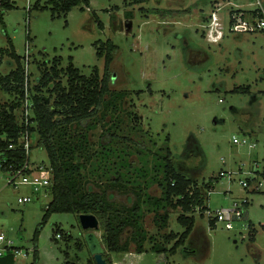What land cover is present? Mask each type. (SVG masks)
<instances>
[{
    "label": "rangeland",
    "instance_id": "obj_1",
    "mask_svg": "<svg viewBox=\"0 0 264 264\" xmlns=\"http://www.w3.org/2000/svg\"><path fill=\"white\" fill-rule=\"evenodd\" d=\"M46 1L12 0L13 8L0 18V112L21 100L15 84L1 81L17 69L12 51L25 70L22 100L27 94L32 100L44 63L49 68L61 60L58 67L66 69L73 60L82 74L98 70L103 78L105 58L98 57L97 45L111 40L118 46L107 77L113 105L106 116L98 115L91 141L100 152L101 144L111 140L113 149L129 154L125 158L132 168L117 174L115 156L99 154L86 173L95 191L127 207L137 200L135 184L145 190V200L160 197V186L149 187L148 181L166 148L199 184L225 174L210 192L206 211H195L194 230L175 255L162 256L151 247L162 244L169 249L175 244L184 232L178 222L182 209L147 203L142 225L148 253L134 263L127 254L113 253L109 264H264V191L242 186L255 163V171L264 169V29L259 26L264 19L259 2L264 8V0H90L89 8L78 6L60 17L39 7ZM240 10L253 30L234 31L231 15ZM127 15L133 16L131 32L120 29ZM214 17L222 32L216 42L208 27ZM16 113L20 122L22 109ZM234 137L248 144H235ZM36 138L31 161L48 163L47 151L36 147ZM143 168H149L147 181L138 177ZM120 174L131 180L125 192L112 188ZM9 177L0 168V226L20 249L16 263L32 264L33 239L53 196L8 185ZM23 196L32 201L19 204ZM235 204H244V217L232 230L223 222L210 227L208 211ZM126 233L129 251L137 256L132 231ZM91 234L106 247L101 224L97 231L85 230L77 214H53L39 235L38 264H87L99 250L89 240ZM172 234L177 239L168 241Z\"/></svg>",
    "mask_w": 264,
    "mask_h": 264
},
{
    "label": "trees",
    "instance_id": "obj_2",
    "mask_svg": "<svg viewBox=\"0 0 264 264\" xmlns=\"http://www.w3.org/2000/svg\"><path fill=\"white\" fill-rule=\"evenodd\" d=\"M13 6L12 0H0V18L5 11L12 9ZM78 6H82V9L89 8L90 0H47L45 6L39 7L41 9L50 8L54 17H60L67 16ZM99 45H97L98 57L105 58L106 64L103 78L100 77L98 70L90 76L82 74L80 69L73 64V60L66 69L58 67L61 60H55L54 65L49 68L47 63L42 65L39 83L32 89L33 96L31 98L35 107V117L31 119L33 125L28 127L20 124L16 113L21 109L22 99L25 96V70L21 65V57L15 51L11 52V56L18 64L17 69L1 79L7 85L15 84V89L21 99L0 112V161L3 159L7 161L2 170L11 172L23 167L26 153L18 143L21 133L29 131L37 136L36 147L47 151L48 163L42 162V164L48 168L52 176L47 192L52 194L53 200L47 206L43 222L33 239L34 262L32 264L39 262L40 232L55 213H73L78 216L93 214L100 221L104 230L102 239L106 247H101L96 236L88 235L89 240L99 246V250L95 251L94 256L87 264H97L96 254H101L109 264V256L113 253L127 254V258L134 263L137 258L148 253V249L144 248L147 236L142 225V211L147 203L158 209L167 210L179 207L182 209L183 213L178 218V222L184 228V232L178 239L177 234L168 237V241L177 239L175 244L169 249L162 244H155L151 247V250L159 255H175L194 230L195 211H206L205 204L209 194L221 179L216 177L212 178L210 182L199 184L195 178L184 172L182 162L175 161L171 150L166 148L165 153L157 156L159 161L153 168L155 176L151 179L149 177L148 181L149 187L155 183L160 186L162 190L160 197L147 196L146 194L147 199L145 200V190L135 184L132 192L136 194L137 200L131 207H127L125 204L112 201L104 192L95 191V184L91 183L86 173L99 154L115 156L114 165L118 168L117 174L120 173V169L132 168L131 163L125 158L129 154L124 150L119 152V150L113 149L111 140L101 144L100 152H97L91 141V133L98 126V115L106 116L113 105L110 100L111 90L107 77L118 50V46L111 40L101 43L102 46ZM64 79L66 83L63 82ZM47 98H50V104H47ZM113 134L108 133L109 136H113ZM12 143L17 145L15 150L9 149ZM139 173L138 177L141 176L142 179L148 180L149 168H143ZM124 177L125 175L120 174L112 182L114 190L127 191L126 185L131 180L127 181ZM163 220L168 222V215H165ZM212 226H216L215 220L210 221V227L212 228ZM129 229L132 231V239L137 242V256L129 251L130 241L126 237V232ZM0 264H17L15 253L9 252L0 258Z\"/></svg>",
    "mask_w": 264,
    "mask_h": 264
},
{
    "label": "built area",
    "instance_id": "obj_3",
    "mask_svg": "<svg viewBox=\"0 0 264 264\" xmlns=\"http://www.w3.org/2000/svg\"><path fill=\"white\" fill-rule=\"evenodd\" d=\"M259 6H261L260 12L264 16V8L262 7L261 2H259ZM215 15V14H214ZM215 18V17H214ZM231 23L234 25V31L237 32H245L247 30H253V28L250 26L249 22L245 19V14L243 12H237L231 15ZM218 27H220V23L215 22ZM260 28L264 29V19L261 18L259 22ZM218 35H212L210 34V38L216 42L219 40L220 35L222 34L221 31H218ZM34 103L28 97L27 99L22 100V113H21V120L20 124H24L26 127L33 125L31 122V119L35 117L34 115ZM3 138V137H2ZM34 134H31L29 131H25L21 133V136L19 138L18 145L21 146V148L26 153V160L23 165V167L20 170L11 171L10 177L8 179V185L19 187V186H29L32 188L34 192H40L44 191L47 192L49 186L51 185V172L48 170V168L42 164V163H34L31 161V155L34 148ZM234 143L239 145H246L248 144L247 139L240 140L236 137H234ZM252 146V145H251ZM17 148V145L12 143L9 146L10 150H15ZM7 163L6 159H3L0 161V168L1 170L4 168L5 164ZM258 167V163H255L253 165V169L246 173L247 178L245 181L242 182V186L245 189H249L250 191L260 192L264 191V169L262 171H255V167ZM241 173H243L242 170H240ZM224 173L222 172V175L220 178L224 177ZM249 176V178H248ZM220 179V180H221ZM212 193V191H211ZM32 201V198L30 196H23L18 199L19 204L26 205L29 204ZM245 205H248V201L242 202ZM244 204L239 205L235 204L232 209H219L215 212L208 211L209 214V222L211 220H215V224L217 225L219 222L225 223L227 230L233 229V223L235 221H240L244 217ZM0 222H1V216H0ZM59 238H61V235H58ZM13 252L15 253L16 257L18 254H20V249L16 248L14 246V242L7 237L5 232L2 230L0 226V258L4 257L7 253Z\"/></svg>",
    "mask_w": 264,
    "mask_h": 264
},
{
    "label": "water",
    "instance_id": "obj_4",
    "mask_svg": "<svg viewBox=\"0 0 264 264\" xmlns=\"http://www.w3.org/2000/svg\"><path fill=\"white\" fill-rule=\"evenodd\" d=\"M126 19L129 20V22L125 25V27H120V29L123 30L124 28H126L127 32H131L133 29V19L132 17L128 15L126 16ZM50 101H51L50 98L46 99L47 104H50ZM80 219H81L82 227L85 230H95V231L99 230L100 221L95 215L81 214ZM95 258H96L97 264H108L101 254H96Z\"/></svg>",
    "mask_w": 264,
    "mask_h": 264
},
{
    "label": "crops",
    "instance_id": "obj_5",
    "mask_svg": "<svg viewBox=\"0 0 264 264\" xmlns=\"http://www.w3.org/2000/svg\"><path fill=\"white\" fill-rule=\"evenodd\" d=\"M217 16V15H216ZM218 20V18H212V20H211V22H210V24H209V26L208 27H210V30H209V35L210 34H212V35H217V32H218V29H219V31H220V28L218 27V25H216V23L215 22H218L217 21ZM218 23H220V22H218Z\"/></svg>",
    "mask_w": 264,
    "mask_h": 264
},
{
    "label": "flooded vegetation",
    "instance_id": "obj_6",
    "mask_svg": "<svg viewBox=\"0 0 264 264\" xmlns=\"http://www.w3.org/2000/svg\"><path fill=\"white\" fill-rule=\"evenodd\" d=\"M128 16H130V17L133 18L132 15H128ZM128 22H129V20H127V19H126L124 22H122V21L119 22L120 27H125V25H126ZM185 44H187V43H186L185 38H184V39H183V46H184ZM187 47H189V45H188ZM190 47L192 48V45H190Z\"/></svg>",
    "mask_w": 264,
    "mask_h": 264
}]
</instances>
